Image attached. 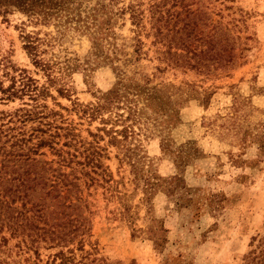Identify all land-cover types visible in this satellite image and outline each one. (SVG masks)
I'll return each instance as SVG.
<instances>
[{
    "label": "rangeland",
    "instance_id": "374dc122",
    "mask_svg": "<svg viewBox=\"0 0 264 264\" xmlns=\"http://www.w3.org/2000/svg\"><path fill=\"white\" fill-rule=\"evenodd\" d=\"M132 1L136 0H115L111 8L119 13ZM142 1L145 8L148 0ZM194 1V8L200 4L210 18V26L200 23L197 30L211 39L212 26L219 22L238 38L235 54L241 56L231 68L205 74L160 63L157 46L151 44L154 38H143L147 54L129 70L147 74L157 88L166 87L164 92H151L149 99L175 106L179 122L169 130L168 151L160 128L151 124L139 137L141 146L134 153L123 156L107 147L109 160L104 163L112 174V188L106 192L94 186L83 191L91 203V232L84 252H76L75 264H90L93 259L98 260L94 264H244L251 238L264 236V0ZM128 18V14L117 15L112 31L117 44L132 52L129 45L134 34ZM23 29L39 32L49 41L42 58L52 67V83L23 50ZM68 29L34 26L18 11L0 16V77L12 68L26 70L39 86L49 88L53 99L48 97L45 104L75 124L83 139L91 140L88 130L95 133L99 123L89 126L80 120L72 111L73 103H93L98 91L112 87L115 75L110 67L94 68L86 58L91 46L88 38ZM21 107L19 100L0 102V117ZM160 111L164 109H148L147 114L164 118ZM106 142L107 138L100 145ZM178 151L184 153L182 163L175 161ZM138 156L145 157L143 165H136ZM148 171L183 178L187 189L209 197L212 206L199 212L178 208L184 190L171 196L157 193L146 204L142 199ZM53 252L41 249L40 264Z\"/></svg>",
    "mask_w": 264,
    "mask_h": 264
},
{
    "label": "trees",
    "instance_id": "16d2710c",
    "mask_svg": "<svg viewBox=\"0 0 264 264\" xmlns=\"http://www.w3.org/2000/svg\"><path fill=\"white\" fill-rule=\"evenodd\" d=\"M112 4L101 0H0V16L18 11L34 26H64L85 35L91 44L88 62L94 68L110 67L115 75L112 87L98 91L93 103H73L72 111L80 120L89 126L99 123L95 133L88 130L91 140L83 139L75 124L45 104L52 98L49 88L39 86L26 70L12 68L0 77V102L19 100L23 105L0 117V264H40L41 249L55 250L47 255L45 264H75L76 252H84L91 232V203L83 191L94 186L106 192L112 188V174L104 163L109 160L107 147L123 156L134 153L141 146L139 137L151 124L160 128L168 151L169 130L179 122L178 109L151 101V92H164L166 87L157 88L147 74L129 70L147 54L143 38H154L151 44L157 46L160 63L200 69L205 74L211 69H229L241 56L235 54L238 38L219 22L212 26L211 39L197 30L200 23L210 26V18L200 4L194 8V0H148L145 8L142 0H136L119 13L113 12ZM126 14L134 34L129 45L132 52L117 44L112 31L115 17ZM21 32L23 50L52 83V67L42 58L49 41L39 32ZM207 59L209 63H205ZM75 67L73 64L72 69ZM148 109H164L159 112L164 118L149 116ZM29 123L36 126L27 128ZM106 138V146H101ZM182 154L178 151L175 161L182 163ZM144 160L138 156L136 165H143ZM179 190L185 193L178 198V208L199 212L212 206L209 197L187 189L183 178L160 177L150 171L144 179L142 200L148 204L157 193L171 196ZM12 241L15 243L10 245ZM249 247L244 264H264V236L252 237ZM95 262L98 260L90 264Z\"/></svg>",
    "mask_w": 264,
    "mask_h": 264
}]
</instances>
